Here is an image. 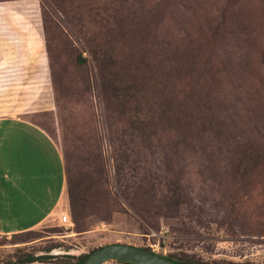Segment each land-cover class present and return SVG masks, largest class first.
Listing matches in <instances>:
<instances>
[{"label": "rangeland", "instance_id": "obj_1", "mask_svg": "<svg viewBox=\"0 0 264 264\" xmlns=\"http://www.w3.org/2000/svg\"><path fill=\"white\" fill-rule=\"evenodd\" d=\"M0 14L23 43L0 51L25 67L0 80V117L49 135L80 205L71 219L66 192L69 227L0 234V264L108 244L264 264V0H0Z\"/></svg>", "mask_w": 264, "mask_h": 264}, {"label": "crops", "instance_id": "obj_2", "mask_svg": "<svg viewBox=\"0 0 264 264\" xmlns=\"http://www.w3.org/2000/svg\"><path fill=\"white\" fill-rule=\"evenodd\" d=\"M7 28L0 25V49L23 44ZM19 55L0 51V80L25 68L16 64ZM65 188L64 160L49 135L26 119L0 117V234L30 231L55 216Z\"/></svg>", "mask_w": 264, "mask_h": 264}, {"label": "water", "instance_id": "obj_3", "mask_svg": "<svg viewBox=\"0 0 264 264\" xmlns=\"http://www.w3.org/2000/svg\"><path fill=\"white\" fill-rule=\"evenodd\" d=\"M121 261L130 264H180L143 248L124 244H108L89 255L83 264H105Z\"/></svg>", "mask_w": 264, "mask_h": 264}, {"label": "trees", "instance_id": "obj_4", "mask_svg": "<svg viewBox=\"0 0 264 264\" xmlns=\"http://www.w3.org/2000/svg\"><path fill=\"white\" fill-rule=\"evenodd\" d=\"M80 61L81 62H84L85 59L84 58H81L79 57ZM98 67V71L101 73L102 75V72H104V66L102 64V62L97 65ZM106 75V73H105ZM105 75L103 77H105ZM103 81V80H102ZM115 89V88H114ZM116 90V89H115ZM65 164V163H64ZM65 177H66V188H65V192H67L68 194V205H69V212H70V217L71 219L75 220L78 216V213H77V209H80V205L78 204V201L75 200L70 192H69V189H68V180H67V176H66V167H65ZM262 228H264V222L261 224ZM25 232H28V231H25ZM21 233H24V232H21ZM15 234H19V233H15ZM97 250V249H96ZM147 251H150L149 249H146ZM95 251V250H94ZM94 251H91L90 253L88 254H82V255H78L76 257H70L71 259H73L72 262H69L67 264H83L84 261L86 260V258L91 255ZM49 251H46L44 254H40V255H25L24 257H21L20 259H18V263L19 264H31V263H49L51 258H52V255L50 254H47ZM158 256H161V257H164L166 259H169L173 262H176V263H180V264H207V263H201V262H196V261H191V260H183V259H178V258H175V257H168V256H162V255H159V254H156ZM64 258H69V256H64ZM69 258V259H70ZM120 262L121 264H130V263H126V262H121V261H118Z\"/></svg>", "mask_w": 264, "mask_h": 264}, {"label": "built area", "instance_id": "obj_5", "mask_svg": "<svg viewBox=\"0 0 264 264\" xmlns=\"http://www.w3.org/2000/svg\"><path fill=\"white\" fill-rule=\"evenodd\" d=\"M56 220L59 225L64 227H69L71 225L70 218L66 212H59L56 214Z\"/></svg>", "mask_w": 264, "mask_h": 264}]
</instances>
